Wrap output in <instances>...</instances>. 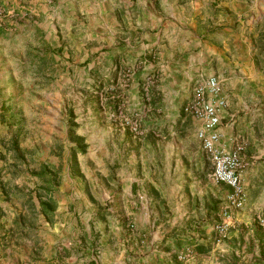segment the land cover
Instances as JSON below:
<instances>
[{
	"label": "crops",
	"instance_id": "0c3cea01",
	"mask_svg": "<svg viewBox=\"0 0 264 264\" xmlns=\"http://www.w3.org/2000/svg\"><path fill=\"white\" fill-rule=\"evenodd\" d=\"M0 8L11 14L22 13L18 18L24 20V25L0 27V64L23 63L26 57L34 56L36 43L42 39L45 48L41 50H48L46 59L56 61L60 70L83 69L86 79L95 67L105 85L118 68L116 83L104 86L100 95L111 93L106 100L112 102L113 95L117 100L119 95L124 96L126 106L143 111L147 124L184 125L182 105L193 84L216 76L227 98L221 114V146L229 151L243 144L241 160L247 193L237 228H231L214 246L213 229L205 226L189 233V239L176 229L148 231L136 245L138 241L130 238L125 223L139 220L137 213L119 215L110 207L92 229L77 230L71 237L73 244L69 242L60 249L58 240L69 238L70 225L63 229L66 220L57 213L58 205L52 220L58 221L56 230L46 235V245L38 249L33 236H28L23 240L31 246L21 250L12 244L11 233L27 207L24 202H14L15 197L0 187V264H179L176 256L181 248L191 245L198 251L200 244L205 249L196 251L197 264H213L205 258H213L216 252L231 255L233 264H238L242 253V257L254 261L252 264H264L259 248L264 227L256 220L264 210V62L256 41L264 32V0H0ZM124 68L131 72L127 83L122 84ZM11 70L10 65L3 71ZM149 77L153 81L144 90ZM154 112L157 117L151 116ZM3 128L0 120L1 132ZM201 153L210 164L202 149ZM133 186L136 183L127 190L137 191ZM147 205H142L139 214H143L142 221L149 222L151 210ZM204 210L208 212V202ZM79 218L75 217L73 224L78 226V221L86 220Z\"/></svg>",
	"mask_w": 264,
	"mask_h": 264
},
{
	"label": "rangeland",
	"instance_id": "374dc122",
	"mask_svg": "<svg viewBox=\"0 0 264 264\" xmlns=\"http://www.w3.org/2000/svg\"><path fill=\"white\" fill-rule=\"evenodd\" d=\"M18 14L6 10L0 18V27L24 25L23 17L18 18L22 13ZM25 17L29 19L30 15ZM41 40L36 43L34 56L26 57L23 63L0 64V72L11 65L13 73L12 77L11 72L3 71L0 79V120L4 125L0 135L5 137V143H0V187L13 189L14 202L25 203L29 199L35 203L33 207L27 206L15 223L12 244L20 246L21 250L28 249L31 244L25 245L23 237L33 236L34 247L40 249L47 243L46 235L56 230L58 221L53 222V216L48 221L40 212L36 188L42 181L31 174L42 163L59 173V184L53 195L56 206L60 207L57 213L66 220L63 229L70 225L69 238L58 240L56 246L60 249L69 246V242L73 244L71 237L77 230L92 229L97 218L110 212L107 209L110 207L119 215L137 213L139 220L128 219L125 223L130 238L138 241L136 245H140V239L148 231L152 234L156 229L168 232L176 229L185 239L204 226L213 229L218 215V210L216 213L213 208L224 200L227 187L210 178L212 169L202 158L200 143L195 137V121L186 116L182 117V126L147 124L143 111L126 106L124 96L119 95L121 108L114 113L106 105L109 96L105 97L104 92L93 104L89 86L94 76L87 75L85 79L83 69L73 67L68 71L58 69L56 61L46 59L48 51L41 50L45 48ZM34 41H37L35 36ZM113 99H117L116 94ZM157 115L151 114L152 117ZM70 121L76 126L72 136ZM75 138H83L87 148L85 153H78L77 163L73 165L70 146ZM13 139L18 142L14 148ZM132 183H136L133 188L137 191L127 190ZM207 202L208 212L204 210ZM147 203L151 210L149 222L142 221L143 214H139ZM242 210L231 227L233 230L237 228ZM262 213L264 219V210ZM64 214H71L70 218ZM75 217L79 221V217H86L87 221H78L77 226L73 224ZM256 220L258 226L264 227V220ZM104 225L107 227V223ZM73 247L75 245L70 246ZM246 250L251 252L249 248ZM222 253L217 255L216 252L213 258L205 259L207 263L233 264L235 258L226 252L220 256ZM243 254L237 258L238 264L254 262L242 257ZM197 259L194 257L188 264H197Z\"/></svg>",
	"mask_w": 264,
	"mask_h": 264
},
{
	"label": "built area",
	"instance_id": "2783aa9c",
	"mask_svg": "<svg viewBox=\"0 0 264 264\" xmlns=\"http://www.w3.org/2000/svg\"><path fill=\"white\" fill-rule=\"evenodd\" d=\"M3 14L4 11L0 8V18ZM130 72V68L122 69V83H127ZM152 81L153 77L146 79L144 90ZM226 106L227 98L216 76L197 80L191 88L189 97L182 105V112L196 123L195 135L211 164L213 181L227 187L224 200L220 203L217 219L212 227L215 244H219L226 238L228 231L236 222L237 214L247 202L241 160L243 144L238 143L229 151L221 146V114ZM257 218L259 222L264 220L261 215ZM196 255L195 247L186 245L179 250L177 259L182 264H188Z\"/></svg>",
	"mask_w": 264,
	"mask_h": 264
},
{
	"label": "trees",
	"instance_id": "16d2710c",
	"mask_svg": "<svg viewBox=\"0 0 264 264\" xmlns=\"http://www.w3.org/2000/svg\"><path fill=\"white\" fill-rule=\"evenodd\" d=\"M256 41H258V46H261L259 48L258 54L262 55V60L264 62V32L259 33L258 37L256 38ZM47 51H45V53H47ZM117 71H119L118 68L115 69L113 76H112V79L109 80L104 85L102 80H100V76H99L100 71L95 67H93L91 69L90 75L94 76V80L90 84L89 89L92 90L91 94H92V103L93 104L100 100L99 99L100 98L99 92L103 89L104 86H110V85L116 83ZM110 94H107L106 96H110ZM121 104H122V100H120V99H118V100L115 99L113 102L111 100L106 101V105L110 106V108H111L110 110H113L114 113L117 112L119 110V108H121L120 107ZM71 122L72 121H70V127L72 130H70L69 133L72 136L74 134V130H75L76 126L71 125ZM4 140H5V137L0 135V143H5ZM11 144H12L11 146L14 148L18 145V142L16 139H13ZM86 148H87V145L85 144L83 138H75L74 144L70 146L71 161H72L73 165L77 163L78 153H82V154L85 153ZM31 174H32V176H36L38 179H40L42 181V184L36 188V196L38 198V206L40 208V212L44 215V217L48 221H50L52 219V216L54 214V210H55L56 205H57V202H56V199H55L53 193L59 184V173L56 170H52L48 165L42 163V164H40L39 169L32 171ZM2 190L4 192L6 191V193L9 195H11V192L13 191V189L7 190V188H5V186L2 188ZM13 193L15 194V192H13ZM24 205H26V207L27 206L33 207V206H35V203H34V201H31L28 199L24 203ZM218 206L219 205L215 204V208H213L214 212H216L218 210ZM259 239H260V245H259L260 257L263 258L264 257V233L259 237ZM198 249L202 251L205 249V247L202 244H200V245H198Z\"/></svg>",
	"mask_w": 264,
	"mask_h": 264
}]
</instances>
